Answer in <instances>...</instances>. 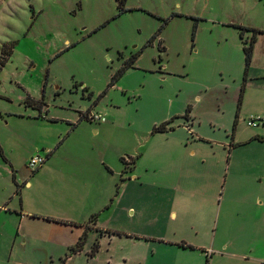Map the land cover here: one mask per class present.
Wrapping results in <instances>:
<instances>
[{
    "label": "rangeland",
    "instance_id": "rangeland-1",
    "mask_svg": "<svg viewBox=\"0 0 264 264\" xmlns=\"http://www.w3.org/2000/svg\"><path fill=\"white\" fill-rule=\"evenodd\" d=\"M89 109L106 120L83 118L56 150L63 162L78 161L94 137L113 168H127L122 157L147 149L136 166L154 182L143 193L152 205L189 187L196 194L182 202L200 205L184 217L201 222L211 207L205 191L218 193L215 223L198 236L206 254L264 252V193L260 207L257 193H244L260 178L264 185V122L248 125L264 118V0H0V264H94L84 253L47 252L53 245L18 235L21 193L35 192L24 184L34 172L29 158L41 145L59 144ZM169 119L167 131L154 132ZM103 123L111 124L94 134ZM235 159L244 181L227 186L243 192L227 194L219 215L224 179L216 182L215 172L227 163L231 171ZM252 218L263 219L262 230L243 233ZM189 258L205 264L199 253Z\"/></svg>",
    "mask_w": 264,
    "mask_h": 264
},
{
    "label": "crops",
    "instance_id": "crops-1",
    "mask_svg": "<svg viewBox=\"0 0 264 264\" xmlns=\"http://www.w3.org/2000/svg\"><path fill=\"white\" fill-rule=\"evenodd\" d=\"M81 115L75 124L72 123L73 127L69 128L62 138L59 137L61 140L56 145L57 147L55 146L56 149L41 145L39 149L44 153L36 150L32 154L44 155L46 160L40 168L27 177L24 183L30 189L34 188L35 192L26 194L22 191L21 193V204L18 211V235L20 237L32 238L35 241L53 245L51 249L48 247L44 249L47 252H66L87 230L84 246L75 255L84 253L88 262L94 264H191L189 257L195 253L206 257L205 264H264V252H258L257 256L251 255V252H210L206 254L204 244L199 243L198 236L200 230L209 232L210 225L215 223L213 210L215 209L214 201L219 197L218 193L212 194L205 191L206 199L211 207L209 217H203L201 222L191 217H184L189 207L197 208L200 205L182 202L187 200L188 195L196 194L189 187L178 189V198L173 197L163 203L152 205L146 201L143 193L148 194L147 189H150L154 182L138 172L136 164L140 157L146 155L147 149L135 158L133 167L113 168L105 159L103 150L100 145H97L94 137L93 143L89 142L90 139L86 140V143L84 141L78 161L63 162L56 150L59 146H65V141L74 132V128L81 125ZM110 124L103 123L102 126L93 127L94 134H99L102 127ZM239 145L240 143L236 147ZM190 152L193 155L196 153L193 148ZM131 158L134 157L131 155L126 162H130ZM234 161H236L234 162L235 167L231 171L229 170L231 163H227L225 171L218 169L215 172L216 182L221 177L224 179L219 215L222 213L224 199L227 200V194L232 195L236 188L243 192L242 187L227 186L229 181L239 186L244 181L241 179L245 170L237 169L238 161L236 159ZM218 163L220 166L221 160H218ZM15 180L19 182L17 175H15ZM178 181L180 182L179 177ZM256 181L258 185L255 191L253 187H250L244 193L249 196L253 194H250L251 192L257 193L258 198L255 199L254 205L260 207L263 206L261 195L264 193V185L262 178ZM207 187L210 186L207 185ZM226 189L228 193L225 192ZM198 195L203 198L201 194ZM29 197L31 198L30 203ZM125 197L127 202H122ZM227 202L231 201L227 200ZM248 206L249 204L246 203L244 207ZM108 211L110 216L101 219V216ZM225 211L226 207H224ZM92 216H95L93 220ZM177 219L178 228L175 225ZM219 219L220 216L216 229L219 226ZM124 220H127V224L138 225L127 229L123 223H118ZM262 220L252 218L249 223L243 222L242 232L244 233L245 230L253 233L259 232ZM112 221H117L118 225L108 227L109 222ZM235 234H239V231ZM213 235L216 236L214 230ZM96 239L99 240L100 246L98 251L92 255L91 248ZM199 250L201 252H196Z\"/></svg>",
    "mask_w": 264,
    "mask_h": 264
},
{
    "label": "trees",
    "instance_id": "trees-1",
    "mask_svg": "<svg viewBox=\"0 0 264 264\" xmlns=\"http://www.w3.org/2000/svg\"><path fill=\"white\" fill-rule=\"evenodd\" d=\"M12 50L13 49H9L8 51H6L5 53H4V55H3V59L4 60H6L7 59V57L11 54V52H12ZM244 51H245V55H246V63H247V67L250 65V63H251V58H252V54H253V42H251V44L250 45H248V46H246V47H244ZM135 55L133 56V57H131L128 61H126L125 62V64L116 72V74L114 75V77H113V82L115 81V80H117L125 71H126V69L129 67V66H131L132 64H133V62H134V60H135ZM35 104H37V105H40V102H38V101H35L34 102ZM187 111H189V108H187ZM187 115H188V113L186 112V114L184 115V116H186L187 117ZM82 116V115H81ZM84 117L82 116V118L81 119H83ZM171 121H172V119H169V120H167V121H165V122H163V123H161L160 125H156L155 127H154V132H164V131H167L169 128H170V126H169V123H171ZM123 159V161H125V163L127 164V166H130V167H133V165H134V162H135V158H131L130 159V162H126V160L124 159V158H122ZM95 218V216H92V220ZM47 219H49V218H47ZM49 220H51V219H49ZM91 221V220H90ZM86 235H87V230L81 235V237L78 239V241L74 244V245H72V246H70V248H69V250H70V253L73 255V254H75V253H77V252H79V251H81L82 250V248H83V246H84V243H85V241H86ZM99 246H100V244H99V240L98 239H96L95 240V242L93 243V245H92V248H91V254L92 255H94L97 251H98V249H99ZM192 247V246H191ZM67 257L69 256V254H67L66 255ZM64 264V263H63Z\"/></svg>",
    "mask_w": 264,
    "mask_h": 264
},
{
    "label": "built area",
    "instance_id": "built-area-1",
    "mask_svg": "<svg viewBox=\"0 0 264 264\" xmlns=\"http://www.w3.org/2000/svg\"><path fill=\"white\" fill-rule=\"evenodd\" d=\"M82 116L89 120L90 122H102L105 121L106 118L103 114L96 113L92 110H87L84 113H82ZM264 122V118L257 116V117H251V119L248 121L249 126H258L261 123ZM46 160V156L41 155V154H35L32 155L29 160H28V167L31 168V170L35 171L38 168H40Z\"/></svg>",
    "mask_w": 264,
    "mask_h": 264
}]
</instances>
